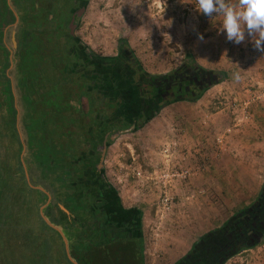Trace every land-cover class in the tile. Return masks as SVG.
I'll use <instances>...</instances> for the list:
<instances>
[{
	"label": "rangeland",
	"instance_id": "rangeland-1",
	"mask_svg": "<svg viewBox=\"0 0 264 264\" xmlns=\"http://www.w3.org/2000/svg\"><path fill=\"white\" fill-rule=\"evenodd\" d=\"M195 2L89 0L81 27L76 33L81 41L103 57H117L120 46L127 43L150 74L170 73L185 61L193 59L200 66L221 72L224 76L223 82L212 87L196 102L165 105L154 121L136 133L121 137L109 150L105 170L109 182L119 192L126 208L142 207L144 211L142 223L148 251L147 264H172L174 255L182 253L186 243L188 246L191 244L193 250L203 236L220 227L219 224L231 215L235 207L249 203L258 195L264 182V154L259 151L245 153L238 147L242 127L251 122L248 121L245 104L264 99V53L255 50L248 40L239 45L227 41L226 34L218 33L221 18L199 13ZM62 3V0H0V25H5L0 28V44L3 39L10 51V56L6 57L0 48V264H68V255H71L73 264H80L73 256L74 250H71L75 242L68 237L67 240L60 230L57 235L52 232L50 228L57 218L48 215L56 209L61 218L62 205L77 214L81 212L66 201L70 192L67 193L63 187L56 188L52 179H43V183L55 186V193L62 195V204L57 196L54 199L53 194L44 191L39 181L33 179L32 176L38 175L37 171H30L36 165L33 156L35 148L30 149L20 134V126L29 125L28 115L32 114L34 106L35 125L43 115L42 109H48L40 105L47 104V95L53 89L68 87L65 80L82 81L80 77L73 76L74 71L71 78L67 77L66 69L75 66L78 61L71 50L75 43L69 37L59 35L54 21L47 22L51 14L54 16L64 6ZM9 8L15 12L12 24ZM14 31H17L16 49L12 39ZM30 33L37 36L35 43L38 51L35 56L27 57L25 53L17 82L10 78L11 97L18 111L15 116L12 107L10 111L8 90L6 92L3 87L2 70L8 59L12 62L10 70L15 67L21 69V51L28 47ZM201 34L203 40L199 39ZM9 35L11 47L7 44ZM187 56L190 58L187 59ZM22 88H31V105L23 102L26 95ZM50 96L55 98L54 93ZM23 103L22 114L19 106ZM72 103L75 105V102ZM55 106L57 111L61 110V104ZM184 114L211 115L214 121L212 131L218 148L213 157L218 167L207 171L211 159L198 149L197 153H201L196 157L200 158L201 164L195 171L199 174L187 179L190 183L193 178L210 173L215 200L208 203L203 200L207 195H203L202 201L198 200L201 195L197 190L186 184L176 185L178 181L173 177L183 172L181 168L184 172L188 171L184 168L183 157H187L189 151L183 149V140L180 141L181 136L176 132L184 125L183 122L189 124L183 120ZM53 115L55 112L46 118L49 129L44 130L48 135L54 131ZM177 115H182L180 120ZM230 117L236 124L234 129L230 128ZM167 129L174 131L169 139L165 137ZM55 135L52 133V136ZM234 135L233 147L231 137ZM187 139L191 140V137ZM174 143L176 145L168 151ZM221 146H226V150H221ZM80 149L77 151L80 152ZM229 159L234 161L233 166L228 163ZM193 160L190 155V162ZM39 170L42 171L41 168ZM247 178L254 183L246 185ZM166 193L172 197L168 207L164 206ZM35 195L39 196L38 203ZM49 203L53 209L47 212ZM209 204L210 209L207 208ZM86 220L92 221L88 216ZM70 222L66 225L72 224ZM81 223H84L83 219L77 226ZM57 226L62 229L60 223ZM73 226L76 227V224ZM60 232L62 235H59ZM76 233L74 238L80 230L77 229ZM253 260L264 263V246L257 249ZM233 264H241V260Z\"/></svg>",
	"mask_w": 264,
	"mask_h": 264
},
{
	"label": "trees",
	"instance_id": "trees-1",
	"mask_svg": "<svg viewBox=\"0 0 264 264\" xmlns=\"http://www.w3.org/2000/svg\"><path fill=\"white\" fill-rule=\"evenodd\" d=\"M8 13L12 19L10 24H12L15 22V12L9 8ZM47 22L49 23V20ZM4 26L0 25V28ZM67 26L68 24L65 26L63 23L57 29L59 35L69 37L75 43L71 50L76 54L75 59L78 60L75 66L66 69L67 77L71 78L72 71H74L73 76L80 77L83 82L73 79L65 80L68 87L53 89L47 95V104L40 105L48 109L41 108L43 115L38 119L36 125L33 121L35 106L34 108L30 106L29 108H33V112L28 117L30 123L33 121V125L29 123L30 126L24 124L20 126V134L24 142L28 147H31L30 149L35 148V154L33 150L32 152L36 165L30 171H37L38 175L32 176L31 173L30 175L34 180L39 181L40 186L52 194L57 187H63L68 193V185L77 181L83 185L81 171L71 175L64 172L68 163L78 161L83 148L87 149L91 145L89 155L94 157L97 155L95 154L96 147L101 145L107 134L127 130L133 125H136V132H138L153 121L165 105H173L174 102H196L202 99L212 87L224 80L221 72L206 69L195 60L189 59L188 56V62L185 61L183 65L170 73L150 74L127 43L120 46L117 57H103L96 51L94 52L90 46L82 45V43L76 42L75 38H71ZM41 31L42 27L39 29V32ZM29 37L28 47L21 51V62L26 56H35L38 51L35 43L37 36L30 33ZM10 39L9 35L7 44L11 47ZM0 48L6 57L10 56V51L3 39H1ZM89 49L91 52L88 53ZM25 53L26 56H24ZM90 56L92 57L90 58ZM11 64V60L8 59L2 70V79L4 80V90L6 92L8 90L7 93L11 99L10 111L12 107V113L16 116L18 111L10 91L12 79L16 82L19 80L17 76L21 73L23 62L19 66L20 70L18 67L10 70ZM79 71L81 72L79 73ZM10 78L12 79L10 80ZM22 89L26 95L24 98L26 100L23 102L31 105L32 98L29 96L31 88ZM51 93L55 94V98L50 96ZM72 102H75V105ZM25 103L19 106L22 114ZM57 104H61L60 111L56 109L55 105ZM52 112H55L52 117L54 131L48 135L49 124L47 125L46 118ZM52 133L56 135L52 136ZM92 135L97 138L93 139ZM93 140L96 142L93 143ZM79 148H82L80 152L77 151ZM91 150L93 151L91 152ZM99 158L97 155L95 162L90 161L93 166L90 165V181L87 184L89 187L96 184L95 187L98 191L87 193L82 189L79 194L80 199L87 200L90 195L95 196L96 194L103 196L106 191L109 193L108 185L104 181L99 185L93 180L98 176L94 172V166L99 162ZM40 168L42 171L39 170ZM49 175L54 178L52 180L54 185L56 182V188L43 183L45 179H49ZM69 178L72 179L69 180ZM110 190L112 189L110 188ZM112 192L114 193V191ZM250 202V204L242 203L235 207L230 212L231 215L222 220L219 228L203 236L193 250L176 264H228L238 256L263 247L264 186L258 197ZM120 207L118 219L124 221L123 224L115 223L111 227V232L105 235L98 228H94L90 234L91 240L87 236H82L77 248L73 251V256L78 263L146 264L142 233L144 211L141 208L126 209L121 202ZM37 208L39 207L37 206ZM96 209L90 200L88 207L84 206V209L78 210L93 220L100 212ZM60 213L62 212L60 211ZM62 215L64 214L62 213Z\"/></svg>",
	"mask_w": 264,
	"mask_h": 264
},
{
	"label": "crops",
	"instance_id": "crops-1",
	"mask_svg": "<svg viewBox=\"0 0 264 264\" xmlns=\"http://www.w3.org/2000/svg\"><path fill=\"white\" fill-rule=\"evenodd\" d=\"M13 40H14V38H13ZM228 76L230 77L231 73H229ZM245 107H246L247 113H248V121H251V122L248 123L246 126L242 127V129H241V131H242V133H241L242 139L239 142V146L238 147H241V150L244 151L245 153H249V152L252 153L254 151H259L262 154H264V99H260L259 101H253V103L247 102L245 104ZM176 117L180 120L182 115H177ZM182 118L186 122H189V124L188 123L185 124L183 122L184 125H181L180 127H178V130H176V132L179 133V135L181 136V140L180 141L183 140V142H182L183 149L184 150L187 149L189 151L187 157H183L184 158V168L186 167L188 169V171H190V172H191V170H193V174H192L193 176L192 177H194L197 174H199L195 170L200 167L201 162H199L200 158H197L196 155L201 153V152H203L204 155L207 156V158L211 159V162L207 166L208 167L207 171H210L212 169L217 168L218 167V166H216V161L217 160L213 156L215 155V150L218 148V146L215 144V139H214V136H213L212 129L214 127V124H213L214 121H213L211 115L210 116L209 115L203 116V115H198V114H192V115L184 114ZM229 119L231 121L230 122V128L234 129L236 124L234 125L233 117H230ZM143 128H141L140 130H142ZM180 128H181V130H180ZM230 128H228L229 131H230ZM172 129L174 130L175 128H172ZM172 129H171V131H169L168 129H167V131H165V134L167 135V136L165 135V137H168V139L170 138V134H172L171 132L175 131V130L173 131ZM172 137H173V135H172ZM190 137H191V140H188L187 138H190ZM96 138H97L96 136H93V139H96ZM234 138H235V135L231 137L232 145L235 143L234 142L235 141ZM95 142H96V140H93V143H95ZM104 142L105 141H103L101 143V146L99 145L96 148H101L102 145H104ZM115 142H112V144L108 145V147L113 146ZM225 144H226V138H225ZM174 145H176V143H174L171 146V148L169 147L168 151H170V149H172V147ZM90 146L87 149H85V151L88 150L90 152V149H91ZM233 147H234V145H233ZM198 149L201 152L197 153ZM223 149L226 150V146H224V148L222 147L221 150H223ZM109 150H108L107 153H109ZM91 152H92V150H91ZM190 155H192L194 157L195 161L193 160V161L190 162ZM96 156H94V158ZM210 159H209V161H210ZM99 162H100V158H99ZM99 162L97 164H99ZM247 162H248V160H247ZM106 163H107V158H106ZM106 163L104 164L105 165L104 171L106 170V166H107ZM228 163L231 166H233L235 164L234 161L233 160L230 161V159L228 160ZM181 165H183V163H181ZM181 171H184L183 168H181ZM203 174H204V176L203 175H199L198 177H195L192 180H190V183L187 182V179L186 180L185 179H181V180L179 179V180H177L178 182H176V185L179 186V185H185L186 184V185L192 186V189L197 190V192L201 195L198 198V200L202 201L203 195H207V196L204 197L203 200L206 203H208V202H211V201L215 200L213 198V196H212L213 195L212 191H215V189L211 186L212 185V182H211V177L212 176H210V173H208L207 175H205V173H203ZM105 175H106V173H105ZM247 180H248L247 181L248 184L245 183L246 185L250 186V185H252L254 183V182L250 181V178H247ZM261 186H262V189H263V186H264V182L263 181H262ZM262 189H261V191H262ZM96 191H98V189H96ZM91 192H93V191H91ZM260 192H259V194H260ZM258 195H256L255 197L251 198L250 200L249 199L248 200L249 201H251L252 199L255 200L258 197ZM119 197L121 198L120 194H119ZM169 198L172 199L171 196H169ZM173 200H175L174 197H173ZM121 203H122L123 207L126 208L124 206V204H123L122 198H121ZM250 203L251 202H249L248 204H250ZM210 206H211L210 204L207 205V208L210 209ZM63 208H61L60 211L62 210L61 212L65 215L66 223H69L71 221L70 223H72V224H69L71 226L69 227V225H66V224L62 225L61 222L63 221L64 215H62V213H60L62 215L61 218H60L57 215L58 211H59L58 210L57 212L55 211V212L50 213L51 214L50 218L51 217H53V219L57 218V220L55 222L53 221L54 222V226L52 228H50V230H52V232H54L55 234H56V232L58 230L62 231L64 233V236H65L66 239L68 237V239L70 241H74L75 242L72 245V248H71V250L72 249L75 250V248H77V246H78L79 240L82 239V236L83 235L87 236V238L91 240L90 234H92V233H91V231H89L85 227L84 223H81V225L77 226V223L81 219H83L84 222L87 221L86 220L87 216L85 217V215H83L82 212L80 214H77V212L71 211L70 208L69 209L67 208L65 210ZM133 208H142V207H133ZM133 208H131V209H133ZM126 209H129V208H126ZM183 214L186 216V218H189V217H187L186 213H183ZM143 217H144V214H143ZM59 220H60V222H59ZM142 220H143V218H142ZM59 223L61 224V226H62L61 228L62 229H59V227L57 226ZM74 224H76V227L73 226ZM199 224L202 225L204 223H199ZM70 229L74 233L71 232ZM77 229L80 230V234H78V236H76L74 238L73 236L75 234V230H77ZM208 229H211V227L207 228L206 231H208ZM142 233H143V226H142ZM187 233L188 232H184V234H187ZM59 235H62V234L59 233ZM143 238H144V236H143ZM144 243H145V238H144ZM182 248H184V250H181L182 253L174 255L176 257L174 258L175 261L172 262V264H176L177 262H179L180 259L185 257L191 251V244H190V246H188L187 243H186L185 245H183ZM68 249H69V246H68ZM255 252H257V250L256 251H254V250L249 251L248 253H245V254L241 255L240 257H236V258L232 259L228 264L237 263V261H239V260H241V264H264V263H262L263 261H261V260H259V262L253 260ZM147 254H148V251H147V247L145 245V262H146V264L148 262V257H147L148 255ZM67 258L68 259H66V262L68 264H73L72 263L73 259L71 258V255H70V257L68 255Z\"/></svg>",
	"mask_w": 264,
	"mask_h": 264
},
{
	"label": "flooded vegetation",
	"instance_id": "flooded-vegetation-1",
	"mask_svg": "<svg viewBox=\"0 0 264 264\" xmlns=\"http://www.w3.org/2000/svg\"><path fill=\"white\" fill-rule=\"evenodd\" d=\"M62 1H63L62 4H64V6L62 8H59V5H58L57 8H59V12H55V15H54L57 18H54V16L52 14L49 16L48 19H49L50 23H52L51 21H54L56 28H59L60 24H63L64 23L65 26H66V24H68L67 28H68V31L70 33V37L71 38H75V41L76 42L82 43V45H86L83 41H81V39L76 35V33L78 32V30L81 27V20H82L83 14L85 13V11H86V9L88 7L89 0H62ZM83 9H84L83 14L81 16H79L81 14V11ZM73 22L76 25L75 37H73L71 35V24ZM12 39H13V37H12ZM15 40H16V35H15ZM87 51H88V53L91 52L90 49L87 50ZM91 57L92 56H90V58ZM123 131H125V130H123ZM117 132H119V131H115L114 133L107 134L105 136V139H104L105 142L104 143H107V145H111L112 144V137ZM133 133H135V132H133ZM110 148H111V146L108 147V150ZM108 150H107V152H108ZM89 154H90V152L88 150H86V151L83 150L80 153V156L78 157V161L75 162V163H72V162L68 163V166H66V168L64 169L65 170L64 172L66 174H69V175H71L72 173L75 174L76 172H79V171H81L82 172V175H83V179H82L83 180L82 181L83 182V185L81 183H79L78 181L76 183H74V184L70 182L71 184L68 185L67 188H68V190H69L70 193L68 194V196L66 198V201H68V202L70 201V205H74L77 209H84V206H87L88 207L89 201L92 200L94 208L96 206V208H97L96 210H98L100 212H99V214L97 213L98 215L95 218H93L92 221H90V222L85 221L84 222V225H85V227L89 231H93L94 228H98V230H100L102 232V234L104 233V235H105L106 233H110L111 232V227L115 223L116 224L117 223H120V224H123L124 223V221H122L121 219H118V214H119L120 208H121L120 207L121 198L119 197V194H118L119 192L117 191V189L114 188V186L109 182L108 178L106 177V175H105L106 171L103 172V174L106 177V180H103L102 179L101 173H99L97 171V168H96L98 164H96L94 166V170H95L94 172L98 176H96L95 178H93V180L95 181V183L98 182L99 185L102 183V181H104V183L108 185V188H109L108 189V192L109 193H107V191H106V194L103 195V196L101 194H96L95 196H97V197H95L93 195H90L89 198H87V200L84 199V198H82V199L79 198V194H80V191L82 189L86 190L87 193L89 191H92V190H93L92 193H96L97 192L95 190L96 189V187H95L96 184L94 186H92V187H89L87 185L88 182L90 181V177H89V173L91 171V168H90L91 163H90V161L95 162V160H96L95 159L96 157L95 158L94 157H91ZM95 154H97L100 157V159H101L102 153L100 152V148H96V153ZM107 155H108V153H107ZM107 155L105 157V162L104 163H106ZM70 170H72V172H70ZM48 178L49 179H54L52 177V175H49ZM71 179L72 178H69V180H71ZM81 185H82V187H81ZM90 188H91V190H90ZM110 188L112 190H110ZM42 189L44 191L48 192L45 188L42 187ZM112 191H114V193ZM54 193L52 195L53 198L55 199V197L57 196V199L62 204V195L60 193H58V194L55 193L56 195L54 196ZM35 196H36V198L38 200L37 201V203H38L40 201L39 200V196L38 195H35ZM73 200H74V202H73L74 204L71 203ZM39 206H40V204H39ZM51 206L52 205L50 204L47 207V212L52 211L53 208L51 209ZM53 211H56V209H54ZM41 216H42V219H43V217L45 216V214H44V216L43 215H41ZM50 216H51V214H50ZM50 216L48 215V217H50ZM47 222H48V219H47ZM63 224L64 225L66 224V217L65 216H64L63 221H62V225ZM76 232H77V230H75V234H77ZM69 249H70V247H69ZM65 253H66V255H68L67 248H66V252Z\"/></svg>",
	"mask_w": 264,
	"mask_h": 264
},
{
	"label": "clouds",
	"instance_id": "clouds-1",
	"mask_svg": "<svg viewBox=\"0 0 264 264\" xmlns=\"http://www.w3.org/2000/svg\"><path fill=\"white\" fill-rule=\"evenodd\" d=\"M195 8L210 18H221L218 33L226 34L227 41L239 45L248 40L264 53V0H196ZM199 39H204L202 34Z\"/></svg>",
	"mask_w": 264,
	"mask_h": 264
},
{
	"label": "water",
	"instance_id": "water-1",
	"mask_svg": "<svg viewBox=\"0 0 264 264\" xmlns=\"http://www.w3.org/2000/svg\"><path fill=\"white\" fill-rule=\"evenodd\" d=\"M83 12H84V9L81 11V14L79 16H81L83 14ZM75 29H76V25L73 22L71 24V35L73 37H75ZM16 34H17V31H14L13 32V38H15ZM13 45H14V48L16 49L17 48V43H16L15 40H13ZM136 130H137L136 129V125H133L130 129H127L125 131H119L112 137V142H115L119 138H121L122 136H125L127 134H131V133L135 132ZM107 149H108V145H107V143H104V145L100 148V152L102 153V156H101L100 162H99V164L97 166V170H98L99 173H101L103 180H106V177L103 174V172H104V169H105V165H104L105 163L104 162H105V157L107 155Z\"/></svg>",
	"mask_w": 264,
	"mask_h": 264
},
{
	"label": "built area",
	"instance_id": "built-area-1",
	"mask_svg": "<svg viewBox=\"0 0 264 264\" xmlns=\"http://www.w3.org/2000/svg\"><path fill=\"white\" fill-rule=\"evenodd\" d=\"M192 176V173L190 171H183L182 173H178L177 175H174V179L181 180V179H188L189 177ZM171 199L168 197L167 193L165 194V199H164V206L168 207L170 206Z\"/></svg>",
	"mask_w": 264,
	"mask_h": 264
},
{
	"label": "bare ground",
	"instance_id": "bare-ground-1",
	"mask_svg": "<svg viewBox=\"0 0 264 264\" xmlns=\"http://www.w3.org/2000/svg\"><path fill=\"white\" fill-rule=\"evenodd\" d=\"M14 40H15V38H14ZM16 41V40H15ZM61 208H63L62 206H61Z\"/></svg>",
	"mask_w": 264,
	"mask_h": 264
}]
</instances>
